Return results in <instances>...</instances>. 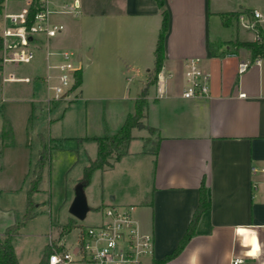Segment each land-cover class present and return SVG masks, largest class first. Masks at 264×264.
Returning a JSON list of instances; mask_svg holds the SVG:
<instances>
[{
	"label": "crops",
	"instance_id": "0c3cea01",
	"mask_svg": "<svg viewBox=\"0 0 264 264\" xmlns=\"http://www.w3.org/2000/svg\"><path fill=\"white\" fill-rule=\"evenodd\" d=\"M71 1L52 2V21L66 29L50 48L75 50L79 56L87 49L92 61L88 72L82 70L83 81L76 89V100L86 104V135L57 137L55 144L61 150L65 141L74 140L76 162L82 158L84 174L97 155V143L89 139L115 134L134 112L153 68L163 17L155 0H77V15L58 11ZM165 8L169 30L163 69L149 90L145 117L141 127L132 131L127 154L113 168L93 174L103 178L97 210L134 206L142 228L154 235L155 257L161 260L187 232L204 184L209 208L200 215L195 235L182 253L166 264H233L235 258H244L242 264H264V58L254 61L245 49L231 53L228 45L236 40L256 41V27L264 32V0H165ZM255 11L260 18H255ZM38 52L44 61L42 73L34 76V83L23 85H31L33 95L37 86H44L41 101L46 102V49ZM195 59L209 75L208 98L183 97L188 65ZM241 64L249 65L243 73ZM131 81L138 83L131 85ZM2 85L14 84L2 81ZM65 116L62 112L59 118ZM145 128L147 134L141 133ZM21 157L20 176L28 177L27 156ZM76 157L70 158L66 170L75 167ZM28 189L22 190L20 198L24 213ZM8 208L0 206V215ZM39 209L40 204L35 217ZM14 224V220H0V234ZM57 225L63 224L52 223L51 228ZM238 229L258 237L257 257L246 255L251 245L245 246L246 235ZM19 234L12 242L22 264L15 243ZM50 234L66 249L76 244L68 245L59 232ZM48 243L49 237L45 247Z\"/></svg>",
	"mask_w": 264,
	"mask_h": 264
},
{
	"label": "rangeland",
	"instance_id": "374dc122",
	"mask_svg": "<svg viewBox=\"0 0 264 264\" xmlns=\"http://www.w3.org/2000/svg\"><path fill=\"white\" fill-rule=\"evenodd\" d=\"M23 4L22 1L4 2V10L0 15V36L4 15L7 12L6 8L10 11H19ZM72 51L79 58L80 70H83L85 74L92 63L86 55L87 49L82 51L81 56L75 50ZM2 55L3 52L0 50V58ZM39 55L40 52H37L32 64L22 65L18 74L24 73L23 75H29L31 78L41 74L44 61ZM134 83L138 82L131 81V85ZM37 88L36 94L33 95L34 91L31 85L14 84L11 87H5L2 85L0 74V134L5 130L9 131L10 135L5 143L2 140L0 142V149L6 144V153L4 152V156L0 159V191L3 192L0 206L9 207L8 212L0 215V220H14L15 224L22 221L24 211L20 198L22 190L29 188L30 180L34 176L32 171L40 158L39 150L42 148V141L53 148L50 150L49 162L43 169L39 192L33 195L35 203L40 204L38 215L21 228L15 241L22 264H33L34 261L44 256L47 249L45 244L48 242L51 230L56 236L58 232L66 230L64 226L74 223L75 229H72L69 234L60 236L69 245L76 242L82 230L88 226L99 224L103 219L102 213L97 210L98 201H100L103 192V178L98 175L99 173L92 177L90 184L85 188L88 205L91 208L85 220L78 221L70 214L69 209L74 199L77 181L84 177L81 169L83 160L80 158L79 162H76L79 158L76 157L77 152L73 139L65 141L66 144L61 150L55 148L57 142L55 138L57 137L70 138L86 135V131H84L87 122L85 102L76 100L77 90L75 89L72 92L73 95L51 105H45L46 102L41 101L45 98V87L37 86ZM48 108L51 109V112ZM62 112L66 113L64 119L59 118ZM79 125L82 128L78 129ZM147 130L145 128L140 131L147 134ZM21 156H27L26 167L30 170L28 177L20 176ZM71 157H76L74 161L76 165L68 171L65 165ZM52 223L53 225L55 223L63 225L53 226L52 229Z\"/></svg>",
	"mask_w": 264,
	"mask_h": 264
},
{
	"label": "built area",
	"instance_id": "2783aa9c",
	"mask_svg": "<svg viewBox=\"0 0 264 264\" xmlns=\"http://www.w3.org/2000/svg\"><path fill=\"white\" fill-rule=\"evenodd\" d=\"M5 1H22L24 7L19 12H6L4 15L1 29L3 55L0 58L3 83H34L36 78L18 73L22 65L32 64L37 52L45 48L46 104L51 105L73 95L76 73L81 69L75 54L70 50L53 51L50 48L51 41L66 29L63 23L51 19L54 0ZM37 2L41 9L30 19V9ZM59 7L61 13L77 15L79 2H65ZM254 16L260 18L261 14L255 11ZM248 67V64H241L239 72L243 73ZM186 78L184 98L209 97V75L201 69L199 59L190 61ZM101 213L102 221L82 230L73 248L66 249L61 240L50 234L48 246L52 253L48 264H154L157 260L154 235L142 228L134 206H108ZM244 261V258H235L233 264H242Z\"/></svg>",
	"mask_w": 264,
	"mask_h": 264
},
{
	"label": "trees",
	"instance_id": "16d2710c",
	"mask_svg": "<svg viewBox=\"0 0 264 264\" xmlns=\"http://www.w3.org/2000/svg\"><path fill=\"white\" fill-rule=\"evenodd\" d=\"M38 1V0H37ZM159 9L162 12V25L159 31L157 44L154 52V63L153 68L148 76V81L145 87L140 92L138 98L135 101L134 112L129 114L123 123L122 127L113 135H105L103 137H93L89 140L97 143V155L96 158L84 168L83 182L88 186L96 171H105L113 168L114 164L117 163L123 156L128 152V147L131 141L134 139L132 131L142 124V120L145 117V110L147 107V97L149 90L152 86L156 85L159 75L163 69L165 62V38L169 30V14L165 8V0H155ZM5 0H0V15L4 10ZM41 9L40 4L35 3L30 9L29 18L32 19L37 10ZM257 40L254 42H241L233 41L229 42L228 45L231 47V53H237L240 49L249 51L252 60L264 58V32L256 27ZM2 49V38L0 36V50ZM83 81L82 70L76 73V80L74 89L81 86ZM151 132H154V128H149ZM10 138L9 131L3 130L0 134V142L2 140L5 143ZM42 148L40 151V159L38 160L32 174L33 178L30 180L29 189L27 192V202L25 213L21 222L16 223L6 229L3 234H0V264H19L15 249L13 246V237L19 233L22 227H24L28 221L35 217V209L37 204L33 200V195L39 192V184L42 179V173L44 167L48 164L50 159V150L53 148L51 145H47L42 141ZM6 144L0 149V156L3 155ZM57 148V145H55ZM209 208L207 202V189L203 184L201 188V201L200 205L188 227L182 240L179 242L178 247L168 256L161 260H155L154 264H166L167 262L178 257L185 249L187 244L195 235V229L199 221L200 215ZM66 230H62L61 236L69 234L72 229L76 228L74 223H70L64 226ZM66 231V232H65ZM52 250L47 246L44 256L41 258L39 264H48L49 256Z\"/></svg>",
	"mask_w": 264,
	"mask_h": 264
},
{
	"label": "water",
	"instance_id": "95a60500",
	"mask_svg": "<svg viewBox=\"0 0 264 264\" xmlns=\"http://www.w3.org/2000/svg\"><path fill=\"white\" fill-rule=\"evenodd\" d=\"M86 187L87 185L83 181L77 184L75 188V196L69 209L70 214L78 221L85 220L88 212L91 209L88 205L87 197L85 194Z\"/></svg>",
	"mask_w": 264,
	"mask_h": 264
},
{
	"label": "clouds",
	"instance_id": "9594fccd",
	"mask_svg": "<svg viewBox=\"0 0 264 264\" xmlns=\"http://www.w3.org/2000/svg\"><path fill=\"white\" fill-rule=\"evenodd\" d=\"M238 231L246 235L245 246H247V244L251 245V251L246 253V255H249L253 258L257 257L260 254V244L258 242V237L255 234L245 233V230L243 229H238Z\"/></svg>",
	"mask_w": 264,
	"mask_h": 264
}]
</instances>
